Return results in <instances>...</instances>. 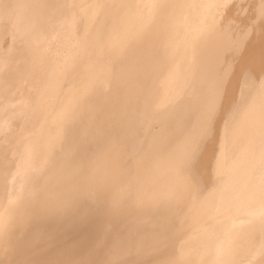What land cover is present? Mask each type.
I'll use <instances>...</instances> for the list:
<instances>
[{"label": "bare ground", "instance_id": "bare-ground-1", "mask_svg": "<svg viewBox=\"0 0 264 264\" xmlns=\"http://www.w3.org/2000/svg\"><path fill=\"white\" fill-rule=\"evenodd\" d=\"M93 1L0 4L14 41L5 52L0 39V84L28 75L42 86L37 101L16 108L15 94L4 106L35 111L32 132L0 146V230L12 222L19 264H264L262 0H247L250 21L230 14L231 0H112L100 12ZM15 4L39 21L21 23ZM86 16H96L88 52L61 67L44 43L71 38ZM53 102L55 126L39 117ZM36 148L41 162L28 156Z\"/></svg>", "mask_w": 264, "mask_h": 264}, {"label": "rangeland", "instance_id": "rangeland-1", "mask_svg": "<svg viewBox=\"0 0 264 264\" xmlns=\"http://www.w3.org/2000/svg\"><path fill=\"white\" fill-rule=\"evenodd\" d=\"M95 2H96V0H94ZM92 2V3H94L96 6H95V8H96V10L98 11V12H100V10L102 11L103 10V8L102 7H104V6H106V4H109V2H111L112 0H100L99 2L97 1L96 3L95 2ZM232 2H230V4L228 5V6H230V5H232V7H231V9H230V14H232L233 16H235L236 18H239V19H241L242 21L244 20V21H250L251 19L253 20V19H255L256 18V16H258V7H255L257 10H255L254 11V9L252 8L251 9V7H248V10H246V9H244L245 8V4H246V2H248L247 0H243V1H241V3L242 4H244L243 5V7H234V5L233 4H235L236 2H237V0H231ZM108 2V3H107ZM249 2H251V1H249ZM2 3H5L4 2V0L2 1H0V4H2ZM91 3V4H92ZM233 3V4H232ZM264 0H262L261 2H260V4L261 5H259V7L261 8V11H260V13H259V15H261V13H262V17H264ZM18 5V4H17ZM16 4H15V7L13 8V6H7V5H4V6H7V8H9V9H7V10H9L10 12H14L15 11V9H16V11H15V13L18 11V9H20V10H22V9H25L26 8V5L25 6H21V5H18L17 6ZM98 6V7H97ZM242 6V5H241ZM17 7H18V9H17ZM11 9H13V10H11ZM236 9V10H235ZM40 10H42V8L40 7ZM233 11V12H232ZM254 11V12H253ZM254 14H253V13ZM235 13V14H234ZM0 14H1V12H0ZM17 14V13H16ZM228 14H229V11H228V9H227V11L225 10V12H224V16L222 15V21H223V23L225 22V23H227V22H230V20H228L227 19V17H228ZM249 14V15H248ZM256 14V15H255ZM17 17H18V20L20 19V16L17 14L16 15ZM231 16V15H230ZM0 17H2V18H0V39L1 38H3V33H5L7 30H8V26H7V22H8V20L5 18V17H7V16H3V15H0ZM27 19H25V20H23L22 18L19 20V21H21V23L24 21V22H26V21H28V22H35V21H39V18L37 17V16H33L32 14H29V16H25ZM92 17V18H91ZM95 17L96 16H86V17H84L83 18V20L82 21H80L79 22V25H78V23H76V26L74 27V29L75 30H72L71 32H72V36H71V38H70V36L68 35V39L66 38L63 42H61V43H59L57 46L55 45V44H53V45H55L56 47H55V49H57L58 51L56 52V50L55 49H53V47H51V46H53V45H51V44H49V43H44V45L49 49L50 48V50H49V54H50V56H55L58 52H59V54H61L60 56H61V58H63V60L61 61V67H62V65L63 66H66V68H69L70 66V64H77V63H80L79 61L78 62H76L77 60H80V57L82 56V54L84 55V54H86L87 52H88V48H89V44H90V42H91V40L90 39H92L91 38V35H92V32H93V28H90V27H92L93 26V24H94V22L93 21H95ZM226 17V18H225ZM249 17V18H248ZM250 17H251V19H250ZM33 18H34V21H32L33 20ZM86 18H87V20H86ZM88 18H91V20L90 19H88ZM229 18V17H228ZM247 18V19H246ZM3 19V20H2ZM38 19V20H37ZM83 21H85V23L83 22ZM90 22H91V24H90ZM231 22H233V21H231ZM5 23H6V25H5ZM10 23V22H9ZM84 24V25H81V24ZM224 23V24H225ZM234 23H235V21H234ZM89 25H90V27H89ZM231 25H233V26H236V24H233V23H231ZM230 25V26H231ZM82 26H88L86 29H87V31L86 30H84L85 29V27H83V30H82ZM6 27V28H5ZM76 28H81L80 30L79 29H76ZM20 29V28H19ZM231 29V31H230V34H232L233 35V33L235 32V34H236V32H238V30L237 29H239V26L238 27H235V28H233V29H236V31H234V30H232V28H230ZM19 30H16V32H18ZM91 31V32H90ZM80 33L79 35H76V33ZM233 32V33H232ZM89 33V34H88ZM91 33V34H90ZM7 35L3 38V41H5V43L3 42V45H2V49H4V50H6L5 52H9V51H11V49L13 50L14 49V46H13V40H11V36H12V33L10 32V33H6ZM73 34H75L74 36H73ZM234 34V35H235ZM238 34H241V33H237V35ZM11 35V36H10ZM17 35H19V36H21V34H19V33H15V35L13 36V37H17ZM85 35L86 37H84L83 38V36ZM8 36V37H7ZM75 36H77V37H75ZM236 36V35H235ZM7 37V38H6ZM81 37H82V39H81ZM89 37H90V39H89ZM161 37V34L160 35H158L157 36V38H160ZM81 40H80V39ZM77 39H78V41H77ZM8 40L10 41V42H8ZM23 40H25V38L23 39ZM69 40V41H68ZM80 40V41H79ZM86 41H88V42H86ZM8 42V43H7ZM71 42H72V44H71ZM78 43V44H77ZM86 43V44H85ZM12 44V45H11ZM74 44H77V46L78 47H75L76 45H74ZM83 44V46H81ZM62 45V46H61ZM69 46V47H68ZM81 47V48H80ZM59 48V49H58ZM87 48V49H86ZM70 49H72V50H70ZM76 49V51H74ZM84 49H85V51H84ZM53 51V54H52V51ZM59 50H61V51H59ZM65 50V51H64ZM72 51V53L70 52V51ZM176 50V48L175 47H171L170 48V52H172L173 53V51H175ZM69 53H68V52ZM74 51V52H73ZM81 51H82V54H81ZM51 52V53H50ZM77 52H79V54L77 53ZM74 53L75 54H77V56L76 55H74ZM69 54V55H68ZM70 54H73L74 56H72V55H70ZM23 58H26L25 57V54L23 53ZM76 56V57H75ZM80 56V57H79ZM65 59H66V63H65ZM67 60H69V61H67ZM70 60H72V61H70ZM74 61V62H73ZM46 62H44L43 64H45ZM47 64V63H46ZM45 64V65H46ZM65 64V65H64ZM59 67L60 66H56L55 68H53L54 69V71L56 72L57 70L56 69H59ZM48 68V69H47ZM26 69V70H25ZM25 69H23V70H25V72L26 73H28V71L29 72H31L32 73V69H33V67H32V65L30 66V68H25ZM52 69L51 68H49L48 67V64H47V67H46V70H45V72H50ZM68 71V70H67ZM27 78V79H26ZM33 77H30V76H28L27 75V77H24V78H21V79H18V81H17V84H15L16 83V81H14V82H12V81H7V80H4L1 84H0V92H2V93H0V99H2L1 101H0V105H1V108H0V122L1 123H4V124H7L8 123V121H9V123H8V125H6V127L4 128V131H7V134H6V136H4V137H2V138H0V146H2V147H4L3 148V150L5 149V148H8V147H10V145H11V140H10V138H12L13 137V135H14V133L17 135V134H19V133H28V134H30L31 132H32V128H33V123H32V119H30V118H28V117H32V114H33V112H34V114H35V111H33V110H31V108L29 107H27V108H24V109H22L21 111H19V110H17V109H14L13 107V109H14V114H12V115H9V114H11V111L9 112L8 110L6 111L5 109H4V106L6 107V105H5V103L7 104L8 102L10 103V101H12L13 100V98H19L20 100H18L17 102H15V104H13V105H15L14 107H16L17 105L18 106H20V104L22 105L23 104V101H26V100H30V98H28V97H31V99L32 98H34L35 100L37 99L38 100V98L36 97L40 92H41V89H42V86H40V85H38L37 84V81H39V80H36V79H32ZM133 78V77H132ZM32 80V81H31ZM36 82V83H35ZM19 83L21 84V85H19ZM26 83V84H25ZM30 83H32V85L30 84ZM38 83H40V82H38ZM61 83H62V81H61ZM61 83L60 84H58L59 86L57 87V85H56V89H59L60 88V86H61ZM28 84H30V87H29V85ZM28 85V86H27ZM38 85V86H37ZM55 85V84H54ZM12 86H14V87H12ZM16 86L18 87V88H16ZM35 86V87H34ZM50 86H52L51 84H46L43 88L44 89H46V90H51V89H49L48 87H50ZM23 87H24V89H26V90H23ZM29 87V89H27ZM53 87V86H52ZM52 87H50V88H52ZM21 88H22V90H21ZM18 91H17V90ZM39 91V92H37V90ZM3 90V91H2ZM29 90V91H28ZM181 90L183 91V89H182V87H181ZM181 90H179L178 92H179V94L180 93H182V91ZM8 91L10 92L11 91V93H8ZM15 91V93H13ZM26 91V92H25ZM3 92H5V94L6 93H8V97H6V95L3 93ZM24 92H25V94H24ZM28 92V93H27ZM178 92L176 93V95H179L178 94ZM27 93V94H26ZM32 93H34V96L32 95ZM19 95V94H21V95H19V96H17V97H13V98H11V96L10 95ZM36 94V95H35ZM167 94H169V96H171V91H168L167 93H166V95ZM27 95V98L25 97ZM29 95H31V96H29ZM181 95V94H180ZM2 96H3V98H2ZM23 96H24V98H23ZM168 95H167V97H169ZM23 99V100H22ZM32 100V101H35V100ZM142 99V98H141ZM4 100V101H3ZM36 100V101H37ZM57 100V99H56ZM55 100V101H56ZM22 101V102H21ZM13 102V101H12ZM55 103H57V102H53V103H50V104H48L47 106L46 105H44L43 106V109L41 110V113H42V115L41 116H39L40 118H42V119H44L45 121H46V123H50L51 124V126H55V124H56V122H58V120H57V118L59 119V112L57 113V104H56V106H55ZM51 104H52V106H51ZM13 105H11V106H13ZM54 106V107H53ZM2 108L4 109V110H2ZM17 108V107H16ZM41 108V107H40ZM50 108V109H49ZM55 109V111L56 112H54L53 111V113H52V110H54ZM27 110V111H26ZM30 110V111H29ZM47 111V112H46ZM8 112V113H7ZM48 112H49V114H48ZM17 113H18V115H17ZM28 113L30 114V116L28 115ZM47 115H46V114ZM22 117H24V118H22ZM56 115H59L58 117L56 116ZM14 116V118H12ZM16 116H20V119H16ZM57 117V118H56ZM50 118H52L53 120H49ZM4 119L6 120L7 119V123L4 121ZM22 119H24V120H22ZM25 119H26V121H25ZM41 119V120H42ZM28 120V121H27ZM40 120V121H41ZM48 120V121H47ZM55 120H56V122H55ZM26 123H25V122ZM10 122H12V123H10ZM14 122V123H13ZM17 122H20L19 124H17ZM16 123V124H15ZM53 123H54V125H53ZM31 124V125H30ZM49 124V125H50ZM30 125V126H29ZM25 126H26V128H25ZM22 127V128H21ZM7 128V129H6ZM13 128V129H12ZM24 128V129H23ZM11 129V132L9 131ZM29 129V130H28ZM52 129V128H51ZM13 130H15V131H13ZM20 130V131H19ZM17 131V132H16ZM30 131V132H29ZM17 138V137H16ZM6 140H8V141H6ZM6 141V142H5ZM35 145H37V144H34V142H32L31 143V145H30V147H32V146H35ZM6 146V147H5ZM38 146V145H37ZM6 150V149H5ZM38 149L36 148V152L33 150V152H31V154L29 153V155L28 156H30L31 158H32V160L34 159H36L35 160V162H37V161H39L40 160V162H41V160H42V154L40 153L39 154V150L37 151ZM38 152V153H37ZM36 156H35V155ZM39 154V155H38ZM40 157V158H39ZM43 161V160H42ZM2 163V162H1ZM29 165H31V164H27L26 166H27V168L29 169V171L31 170V171H33L32 172V174H35V173H37V171L35 172V170H38V168L37 167H32V166H29ZM30 168H29V167ZM248 173V172H247ZM18 178V177H17ZM26 178V179H25ZM29 178H27V177H25V176H22L21 177V179H20V181L21 182H24L23 184L25 185V184H30L31 182H30V180H28ZM29 182V183H28ZM24 185H22V187L24 186ZM29 186V185H28ZM28 186H26V188H23L24 189V191H23V189H21V191H23V193L19 190V192L17 191V190H15L16 192H14L13 191V199L14 200H12L11 202H13L12 204L10 203V207H11V209H13V208H15L16 206H17V202L19 203L24 197H25V195H27L28 193H27V190H28ZM26 189V190H25ZM15 194V195H14ZM23 195V197H21ZM238 195H239V192H238ZM20 196V197H19ZM15 197H17L16 199H15ZM20 199V200H19ZM16 200V201H15ZM16 202V203H15ZM13 204H16V206L14 207V205ZM13 206V207H12ZM9 208V207H8ZM17 209L15 208V209H13L12 211V215L10 216V221L12 220L11 218H13V216H15L14 214H16L17 213V211H16ZM12 222H9V220L8 221H6V223L5 224H3V227H2V229L0 230V264H19L21 261H23L24 259H22V258H20L19 259V256L15 253L16 252V250L14 251V248L16 247V242H15V239H13V238H11V239H9V237L6 235L5 236V234L6 233H8V232H10V228H11V224ZM15 227H16V225H15ZM2 233V234H1ZM4 233V234H3ZM13 249V250H12ZM13 255V256H12ZM16 257V258H15ZM14 260V261H13ZM18 261V262H17Z\"/></svg>", "mask_w": 264, "mask_h": 264}]
</instances>
